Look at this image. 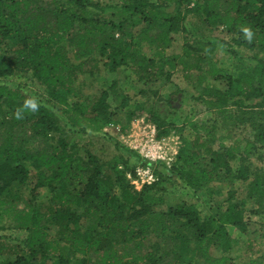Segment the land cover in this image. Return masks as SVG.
Segmentation results:
<instances>
[{"label":"trees","instance_id":"obj_1","mask_svg":"<svg viewBox=\"0 0 264 264\" xmlns=\"http://www.w3.org/2000/svg\"><path fill=\"white\" fill-rule=\"evenodd\" d=\"M219 28L230 41L214 35ZM242 28L251 31L250 40ZM176 33L184 34V50L168 55ZM144 43L157 57L142 51ZM233 45L252 55L240 56ZM219 47L239 59L235 75L216 66ZM90 63L112 73L134 70L146 83L170 80L178 66L186 73L198 70L191 77L198 99L217 118L230 123L236 106V118L248 113L252 120L264 113V0H0V220L26 232L23 247L0 237V264H235L230 228L248 231L250 200L252 213H264V169L250 161L264 146V125L242 150L235 144L216 148L215 119L204 129V140L197 136L192 146L179 148L171 167L153 164L158 179L135 189L127 173L137 163L123 154L103 159L70 140L72 131L100 135L115 123L109 98L116 81L93 97L77 87L80 75L93 72L86 68ZM28 72L45 87L49 103L36 99L38 110H24L16 119L14 113L33 97L1 79ZM159 113L151 111V120L159 137L168 136L176 124ZM114 144L136 154L139 164L150 163ZM175 174L195 192L207 189L212 195L217 190L210 184L217 179L249 185L245 197L235 199L229 191L227 206L216 202L203 214L193 202L168 199L166 184Z\"/></svg>","mask_w":264,"mask_h":264},{"label":"rangeland","instance_id":"obj_2","mask_svg":"<svg viewBox=\"0 0 264 264\" xmlns=\"http://www.w3.org/2000/svg\"><path fill=\"white\" fill-rule=\"evenodd\" d=\"M102 1L110 3V0ZM197 1L200 0H191V5ZM187 6L185 3L183 5L184 9ZM189 19L194 20L191 16H189ZM140 28L141 26H137L134 32H138ZM214 35L220 39L231 40V36L222 28L216 29ZM184 41L183 33L173 34V41L166 50V53L168 55L182 53ZM141 49L148 56L157 57L156 51L149 48L147 44L144 43ZM230 49L237 51L240 56L250 57L252 55V52L245 47L233 45ZM213 58L216 66L223 73L235 75L239 59L235 58L232 53L227 52L225 47H219ZM91 66L92 63L87 65L86 68L91 69L93 72L80 75L77 80V87L82 93L93 97L94 95H98L103 89H110L114 81L117 82L118 86L115 90L117 94L110 89L109 98L111 113L114 115L115 123L106 131L116 141L124 145L127 142H123L122 136L130 133V130L133 129L132 125H147L150 121L152 122L151 111H160V115L176 124L174 128L169 129L168 136L171 139L170 142L177 141L180 148L192 146L197 136H202L201 138L204 140V129L206 127L212 128L215 119H217L216 121L219 124L216 130L218 136V141L215 143L216 148L222 144L228 146L235 144L237 146L240 145V150H242L244 143L253 140L255 132L260 130L258 125H264V113L258 114L252 120L248 118V113H242L239 117L244 122H241L239 117L236 118L239 113L235 112L241 109L236 106H232V113L235 118L228 124L223 123L220 118L215 116L214 109L209 108L201 99H198L200 92L197 89L196 82H193L191 78L195 75L197 77L198 70L186 73L182 66H178L172 72L170 80L161 77L156 80L151 79V81L146 83L139 81L134 70L131 69L122 68L118 72L112 73L102 67L101 63L95 69L91 68ZM166 68L169 69L170 67L166 66ZM1 81L14 87H22L31 97L38 101L49 103L45 87L32 77L31 72L8 76L1 79ZM208 83L222 87L225 85L224 82H216L213 79H210ZM257 111L258 109H256L254 114ZM261 111L263 110L261 109ZM129 115V118L133 121L130 126L127 124L131 121L130 119L128 121ZM62 125L65 124L62 122ZM195 125H198L199 128L197 129ZM69 136H71L70 140L78 145V147L84 149L91 147L103 159H116V156L122 155L120 153L121 150L115 148L113 141L105 136L82 135L73 131L69 133ZM201 138L199 139L201 140ZM127 151L130 152L129 150ZM250 161H252L253 168L264 169V146L255 155L250 157ZM241 162L240 158L233 161V168L238 170ZM131 163V165L139 164V161ZM210 185L217 190V193H214V195L209 193L207 189L195 192V190L185 185L178 174H175L166 184L168 199L170 198L172 202L180 200L193 202L204 214L207 212V208L216 202H221L224 207L227 206L228 201H226V198L229 191L234 192L235 199L245 197L249 180L244 182L238 179H217ZM40 192V199H44L47 188H40ZM25 194L28 195V190H25ZM166 205H163L161 208L165 209ZM255 207L253 200H250L246 205L245 220L248 224V231L246 233H239L235 228H230V232H232L235 238V244L229 253L235 258V264H244L249 258H261L264 260V213H252L251 209ZM11 225L9 220L4 217L0 220V237H4L11 245L23 247L26 232Z\"/></svg>","mask_w":264,"mask_h":264},{"label":"built area","instance_id":"obj_3","mask_svg":"<svg viewBox=\"0 0 264 264\" xmlns=\"http://www.w3.org/2000/svg\"><path fill=\"white\" fill-rule=\"evenodd\" d=\"M132 128L130 133L122 136L123 142H127L125 146L150 162L146 165L137 164L133 171L127 173L133 187L140 190L143 185L158 179L153 164L161 163L171 167L180 147L177 141L170 142L169 136L159 137L157 126L151 121L147 125H132Z\"/></svg>","mask_w":264,"mask_h":264},{"label":"clouds","instance_id":"obj_4","mask_svg":"<svg viewBox=\"0 0 264 264\" xmlns=\"http://www.w3.org/2000/svg\"><path fill=\"white\" fill-rule=\"evenodd\" d=\"M242 31L245 33V36L250 40L252 38V33L248 28H242ZM24 110H30V111H37L38 110V103L35 98H28L25 99L23 106L21 109H18L14 115L16 119H22L23 118V111Z\"/></svg>","mask_w":264,"mask_h":264},{"label":"crops","instance_id":"obj_5","mask_svg":"<svg viewBox=\"0 0 264 264\" xmlns=\"http://www.w3.org/2000/svg\"><path fill=\"white\" fill-rule=\"evenodd\" d=\"M110 126H112V125H109L108 127H106L105 129H104V133L103 134H100V135H93V136H105V137H107V138H109L110 140H112L113 141V143H114V137H112V136H110L109 134H108V132L106 131V130H108V128L110 127ZM85 135V134H84ZM88 135H91V134H88ZM115 146V145H114ZM88 148H90V149H92L91 147H88ZM115 148H117V149H120V148H118V147H116L115 146ZM93 150V149H92ZM121 150V154H123V156L127 159H129L130 160V163L131 162H137V161H139L140 159H139V157L136 155V154H132V153H130V152H126V150L124 151V149H120ZM93 152H95L94 150H93ZM132 159H134V161H132ZM106 160H110V159H106ZM120 167H122V166H120Z\"/></svg>","mask_w":264,"mask_h":264}]
</instances>
